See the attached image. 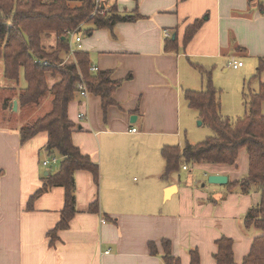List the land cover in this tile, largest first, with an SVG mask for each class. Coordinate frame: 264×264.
Returning <instances> with one entry per match:
<instances>
[{
  "label": "crops",
  "instance_id": "0c3cea01",
  "mask_svg": "<svg viewBox=\"0 0 264 264\" xmlns=\"http://www.w3.org/2000/svg\"><path fill=\"white\" fill-rule=\"evenodd\" d=\"M68 1L78 5L81 0ZM102 2L106 10L139 18L111 29L88 33L91 25L84 24L75 31L80 42H73L88 54L90 66L110 72L119 82L112 93L114 104L105 110L101 98L89 92L86 97L76 94L67 109L75 125L72 143L98 165V184L88 171L75 172V214L52 240L47 234L60 220L64 189H50L27 208L49 173L40 164L47 157V134L38 133L22 144L21 126L0 127V264H164V241L180 264L190 263V250L198 252L200 264H216L215 242L222 237L232 240L234 262L241 264L261 235L243 226L260 195L252 191L250 199L233 191L229 202L220 204L211 194L223 186L205 191L204 185H197L196 171L206 177L226 176L227 183L239 181L248 172L245 150L239 173L236 164L192 165L195 173L185 164L167 177L162 150L182 149L186 91H203L210 81L226 98L223 73L233 77L227 97L237 99L240 87L243 91L255 75L258 60L264 58V0ZM197 21L201 24L187 41L186 32ZM170 40L175 50H166ZM236 63L242 66L233 69ZM259 83H264V71L249 88L257 91ZM218 99L222 110L220 94ZM261 110L264 114V102ZM95 204L97 210L90 211ZM150 244L156 254L150 253Z\"/></svg>",
  "mask_w": 264,
  "mask_h": 264
},
{
  "label": "trees",
  "instance_id": "16d2710c",
  "mask_svg": "<svg viewBox=\"0 0 264 264\" xmlns=\"http://www.w3.org/2000/svg\"><path fill=\"white\" fill-rule=\"evenodd\" d=\"M264 11V6L261 7ZM94 0H81L76 6L68 0H0V58L3 62V76L18 86L20 73L26 83L20 89L17 101L20 109H31L42 104L49 95V109L38 113L18 132L23 144L41 132L47 134L44 151L47 157L58 158L57 170L48 171L43 177L42 186L30 197L27 208L32 209L34 201L55 187L65 191L64 208L59 222L47 236L56 239V233L67 229L75 214L76 171H88L94 184H98V165L83 155L72 143V131L75 125L69 121L68 105L78 94L77 85L82 82L87 92L99 96L105 110L114 104L112 93L119 82L111 79L108 71H90L88 54L75 51V61L63 64L60 54H69L67 32L77 31L82 24H90L91 30L111 29L118 23H130L139 17L134 14L118 13L114 8L106 10L101 5L94 13ZM94 13V14H93ZM93 15V16H91ZM201 22H195L186 32L188 41ZM54 35V51L46 53L42 38ZM175 41L166 42V50H175ZM238 51H243L237 48ZM43 63H46L43 64ZM264 71V58L258 60L254 76L244 84L248 89L242 93L245 114L235 120L224 117L220 111V101L216 89L208 82L206 90L186 91L184 98L188 106L199 113L202 123L213 130V135L196 145L186 144L182 149L165 147L162 157L165 162L164 177L175 173L182 165H225L236 164L238 154L245 150L248 157V172L239 181L226 184L227 192L239 190L242 194L257 191L259 203L251 207L244 216L243 226L253 229L261 235L255 237L249 254L241 264H264V114L261 105L264 102V83H259L257 91L249 86L252 81L260 80ZM47 75L52 79L59 77L51 87L47 84ZM2 172L0 171V176ZM92 205L90 211L95 212ZM216 264H235L233 242L222 237L215 242ZM164 264H180L179 259L170 252V243H162ZM150 253L156 254L154 245H149ZM190 263L200 264L198 252L190 250Z\"/></svg>",
  "mask_w": 264,
  "mask_h": 264
},
{
  "label": "rangeland",
  "instance_id": "374dc122",
  "mask_svg": "<svg viewBox=\"0 0 264 264\" xmlns=\"http://www.w3.org/2000/svg\"><path fill=\"white\" fill-rule=\"evenodd\" d=\"M257 1V0H255ZM72 6H76L74 4H72ZM94 13H96V10H94ZM93 13V14H94ZM93 16V15H91ZM84 24H82L80 27H82ZM52 36V35H51ZM49 36V37H44L42 38V46L45 49L46 53H51L52 51H54V49L56 48V37L54 36ZM70 44V48L73 51H76V44L73 41L69 42ZM78 51V50H77ZM60 57L62 59H64L63 64H68L70 62L75 61L74 59V55L70 56V55H63L60 54ZM59 77H56L55 79H52L50 77V75H47V84L48 87H51L55 82L59 81ZM233 80V77L229 74H221L220 77V81L223 84V86H225L226 88V98L224 97V94L219 90V92L217 91V94H220V99H221V106H222V110L220 108L221 114L224 117H227L229 119L235 120L237 118H240L244 115L246 109L243 105V98H242V93L247 92L248 89L246 87H243V91H242V86L240 87V90L238 91V97L237 99L233 97L229 98L227 97V95L232 94V85L231 82ZM248 80V79H247ZM212 81V79H211ZM249 81V80H248ZM213 84V83H212ZM255 83L251 84V88L254 87L255 88ZM214 86V85H213ZM26 87V83L23 77V73H20V78L18 81V86L14 83V82H10L7 79L4 78L3 76V62L0 58V127H7V128H19L22 125L27 124V122L35 117L38 113L40 114H44L48 109H49V95H47V97H45V99L43 100L42 104H40L39 106L35 108H31V109H20L18 101H17V95H18V91L20 89H24ZM207 84L204 88V90L206 89ZM242 98V99H241ZM224 99L227 102V109L224 107ZM17 101V110L16 111H12V102L13 101ZM181 123L182 126L185 128L184 130V134L182 133V137H181V143H180V147H184L186 144H190V145H196L198 143L203 142L204 140H206V138L210 137L213 135V130L210 126H208L205 123H202L200 117H199V113L196 110L190 109L188 108V106H185V108L182 109V113H181ZM199 123H201L199 125ZM177 146V145H174ZM243 153L245 155V152L242 150L237 158L236 161V165H237V169L235 170L236 173H239L241 171V169L244 166V156ZM48 157H45V160H47ZM44 160V159H43ZM42 160L40 161L41 164ZM55 166H51L49 168H47V171H54ZM188 169L190 172H194L192 165H188ZM195 173V172H194ZM196 176L198 178V183L197 185H204V190L206 191L207 189H211L212 187H214L215 185L213 184H209L208 183V177L205 176L204 172H200V171H196ZM199 175L201 178V183L199 182ZM245 176V175H244ZM217 187H222L220 185H216ZM224 187V185H223ZM222 188H219L218 190H216V192H214L213 194H211V197H213V199L215 201H217L218 203L221 202L220 204H223L225 201L229 202V195L233 194L234 192H230L227 193L226 191L223 190ZM217 189V188H216ZM237 193H240L239 190H233ZM251 193V192H250ZM249 198L250 199H254L251 195L249 194ZM234 203V200L231 201L230 205L232 206ZM253 203H250V206H252ZM228 207L229 204H228ZM222 213L224 215L227 214V211H223Z\"/></svg>",
  "mask_w": 264,
  "mask_h": 264
},
{
  "label": "built area",
  "instance_id": "2783aa9c",
  "mask_svg": "<svg viewBox=\"0 0 264 264\" xmlns=\"http://www.w3.org/2000/svg\"><path fill=\"white\" fill-rule=\"evenodd\" d=\"M103 0H95L94 1V6H95V10L97 11V9L99 8V6L103 3L102 2ZM67 34V37L69 38V42L70 41H73L74 40V42L75 43H79L80 42V38H78L77 36H76V32L75 31H69V32H67L66 33ZM74 52L75 51H73V50H71V48H70V44H69V54L68 55H70V56H72L73 54H74ZM43 64H45L46 65V63H43ZM242 66V63H236V64H233L232 65V68L233 69H237L238 67H241ZM90 71L91 72H96L97 70L95 69V68H93V67H90ZM77 90H78V94L80 95V96H82V97H86L87 95H88V92H87V90H86V87H85V85L82 83V82H80L78 85H77ZM84 117V114L83 113H80L79 115H78V118L79 119H81V118H83ZM132 132H135V129H132L131 130ZM58 158H56V157H50V158H48L47 160H43L42 162H41V166L42 167H44V168H49V167H51V166H57V164H58ZM101 222L102 223H104V221L103 220H101ZM107 253V252H106Z\"/></svg>",
  "mask_w": 264,
  "mask_h": 264
},
{
  "label": "water",
  "instance_id": "95a60500",
  "mask_svg": "<svg viewBox=\"0 0 264 264\" xmlns=\"http://www.w3.org/2000/svg\"><path fill=\"white\" fill-rule=\"evenodd\" d=\"M12 111H16L17 110V101H13L12 102ZM134 119H131V121H133ZM201 123H199L200 125ZM47 175V173L45 174ZM228 182V178L226 176H223V175H210L208 177V183L209 184H213V185H220V186H223V185H226Z\"/></svg>",
  "mask_w": 264,
  "mask_h": 264
}]
</instances>
